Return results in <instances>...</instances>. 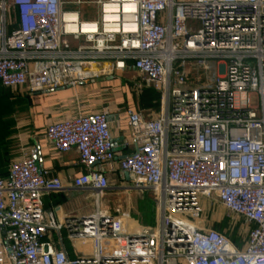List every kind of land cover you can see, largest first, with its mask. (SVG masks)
Returning <instances> with one entry per match:
<instances>
[{
	"label": "built area",
	"instance_id": "obj_1",
	"mask_svg": "<svg viewBox=\"0 0 264 264\" xmlns=\"http://www.w3.org/2000/svg\"><path fill=\"white\" fill-rule=\"evenodd\" d=\"M128 66L135 93L160 95L155 116L127 110L135 151L113 164L106 111L47 125L48 145L85 172L64 186L35 149L8 165L0 264H264V0H0L1 87L74 89ZM116 171L127 184L110 185ZM71 191L94 210L57 222L43 196ZM110 191L153 193L154 226L101 209ZM216 205L242 222L240 244L203 225Z\"/></svg>",
	"mask_w": 264,
	"mask_h": 264
},
{
	"label": "crops",
	"instance_id": "obj_2",
	"mask_svg": "<svg viewBox=\"0 0 264 264\" xmlns=\"http://www.w3.org/2000/svg\"><path fill=\"white\" fill-rule=\"evenodd\" d=\"M125 76L129 77V82H123ZM136 77V72L131 66H128L122 78H103L89 84H80L74 89H58L44 93L6 89L12 96V100L16 102L20 99L25 100L17 106L13 114L16 130L13 136L15 140L13 159H20L35 149L37 151L35 161L38 166L47 171L50 178L58 177L64 186H69L72 179L85 172V168L79 164L78 154L75 151L58 153L52 149L44 138V130L47 125L55 121L100 111H106L109 115L115 153L113 164L115 165L120 159L132 154L136 149V144L127 125V110L142 112L147 118L158 113L155 110L136 107L134 102L136 93L133 91L131 83V80ZM110 179L116 185L127 184L120 171L110 175ZM135 193L140 197L137 192H105L99 196V206L110 213L116 212V209L130 213L128 210L132 205H129V197L135 196ZM114 195L120 197H116L113 207L110 208L107 201L102 202V199ZM42 200L44 209L51 211L57 222H62L70 214H88L95 207V197L89 191L48 194L43 196ZM132 200L134 201V199ZM130 215L134 223L146 227L140 220L134 219L131 213ZM221 218V214L219 215L217 211L215 215L212 213L210 221L203 225L218 229ZM61 238L68 256L74 258L72 244L66 238L64 229L61 230ZM52 239L55 243L58 242V235L54 232ZM56 245L59 246V244Z\"/></svg>",
	"mask_w": 264,
	"mask_h": 264
},
{
	"label": "trees",
	"instance_id": "obj_3",
	"mask_svg": "<svg viewBox=\"0 0 264 264\" xmlns=\"http://www.w3.org/2000/svg\"><path fill=\"white\" fill-rule=\"evenodd\" d=\"M86 18L85 14L82 16ZM16 101L12 100L10 93L0 86V107L4 110L2 117L0 118V178H6L8 165L14 160L13 153L15 149V140L13 136L16 133L13 114L16 110L12 103ZM135 105L139 109L155 110L159 111L160 95L150 88H143L139 93L135 94ZM230 225L228 219L218 223V229L220 233L225 235L235 244L238 236L241 235L240 227Z\"/></svg>",
	"mask_w": 264,
	"mask_h": 264
},
{
	"label": "rangeland",
	"instance_id": "obj_4",
	"mask_svg": "<svg viewBox=\"0 0 264 264\" xmlns=\"http://www.w3.org/2000/svg\"><path fill=\"white\" fill-rule=\"evenodd\" d=\"M85 2H91L94 0H83ZM86 7V6H83ZM194 81V77L191 78V82ZM123 82H129V77L125 76L123 78ZM25 102V100L23 101L22 99L18 100L17 102L12 103V105L14 106V108H16L19 104ZM160 107V105H159ZM0 107V118L2 117L4 110L2 111ZM110 185L111 186H116L115 182L112 181L110 179ZM127 196V194H125ZM135 196L131 195L130 198V203L129 205H132L130 207V209L128 210L134 217V219H138L140 220L143 224H145L148 227H153L156 221V202H155V197L154 194L151 192H147L144 195H140V197L138 195H136V193L134 194ZM115 197V198H114ZM116 197H120V196H112V197H106L105 199H102V202L107 201L109 203V207H113V205L115 204L116 201ZM134 199V201L132 200ZM132 201V203H131ZM218 211L219 215L221 214V220H219L220 222L227 220L228 217L226 215V212L224 209L221 208V206L216 205L213 208H209L204 212L202 220L205 222H209L210 221V217L212 215V213H215ZM115 214V213H112ZM242 226V222L239 221L236 225V227H241ZM243 227V226H242ZM241 227V228H242ZM240 228V231H242V229ZM244 237V235H240L237 238V242H241V238Z\"/></svg>",
	"mask_w": 264,
	"mask_h": 264
},
{
	"label": "water",
	"instance_id": "obj_5",
	"mask_svg": "<svg viewBox=\"0 0 264 264\" xmlns=\"http://www.w3.org/2000/svg\"><path fill=\"white\" fill-rule=\"evenodd\" d=\"M47 92H51V91H47ZM122 177H125V179H129V177L126 174H122ZM71 216H74L76 214H70Z\"/></svg>",
	"mask_w": 264,
	"mask_h": 264
}]
</instances>
